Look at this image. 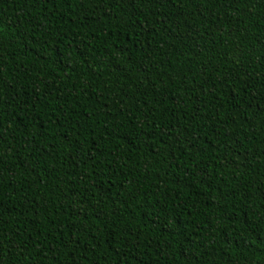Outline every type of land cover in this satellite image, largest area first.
<instances>
[{"label":"trees","instance_id":"obj_1","mask_svg":"<svg viewBox=\"0 0 264 264\" xmlns=\"http://www.w3.org/2000/svg\"><path fill=\"white\" fill-rule=\"evenodd\" d=\"M0 264H264V0H0Z\"/></svg>","mask_w":264,"mask_h":264}]
</instances>
